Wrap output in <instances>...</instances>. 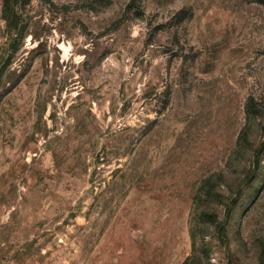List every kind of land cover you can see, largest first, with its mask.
<instances>
[{
    "label": "rangeland",
    "instance_id": "obj_1",
    "mask_svg": "<svg viewBox=\"0 0 264 264\" xmlns=\"http://www.w3.org/2000/svg\"><path fill=\"white\" fill-rule=\"evenodd\" d=\"M0 264H264V0H0Z\"/></svg>",
    "mask_w": 264,
    "mask_h": 264
}]
</instances>
